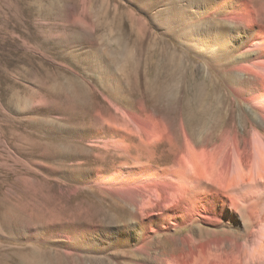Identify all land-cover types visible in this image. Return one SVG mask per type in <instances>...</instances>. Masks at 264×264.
<instances>
[{"label": "rangeland", "instance_id": "obj_1", "mask_svg": "<svg viewBox=\"0 0 264 264\" xmlns=\"http://www.w3.org/2000/svg\"><path fill=\"white\" fill-rule=\"evenodd\" d=\"M248 1L264 23V0ZM231 7L225 0H0V264H42L45 236L66 240L56 220L68 226L73 202L97 224L129 220L97 192L93 148L107 123L122 125L120 109L143 104L193 132L183 102L150 92L179 63L183 73L195 64L198 78L210 75L219 96L231 95L235 83L219 74L218 61L252 55L240 51L242 37L226 20Z\"/></svg>", "mask_w": 264, "mask_h": 264}, {"label": "bare ground", "instance_id": "obj_2", "mask_svg": "<svg viewBox=\"0 0 264 264\" xmlns=\"http://www.w3.org/2000/svg\"><path fill=\"white\" fill-rule=\"evenodd\" d=\"M225 5L240 51L252 53L218 61L219 74L235 83L231 95L219 96L210 75L198 78L195 64L183 73L179 63L150 92L183 102L193 132L144 104L120 109L122 125L107 123L93 148V181L129 220L97 224L71 203L68 226L56 220L66 240L45 236L42 264H67L63 256L75 255L78 264H264V23L248 0ZM51 245L66 251L55 255Z\"/></svg>", "mask_w": 264, "mask_h": 264}]
</instances>
